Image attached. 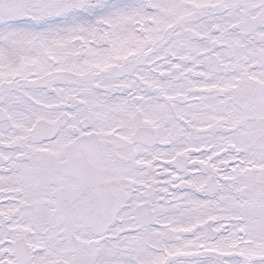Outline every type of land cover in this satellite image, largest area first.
I'll return each instance as SVG.
<instances>
[{"label": "snow or ice", "instance_id": "snow-or-ice-1", "mask_svg": "<svg viewBox=\"0 0 264 264\" xmlns=\"http://www.w3.org/2000/svg\"><path fill=\"white\" fill-rule=\"evenodd\" d=\"M0 264H264V0H0Z\"/></svg>", "mask_w": 264, "mask_h": 264}]
</instances>
